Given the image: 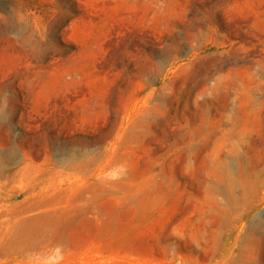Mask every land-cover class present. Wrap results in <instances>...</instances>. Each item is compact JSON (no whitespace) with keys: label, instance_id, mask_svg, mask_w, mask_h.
Returning <instances> with one entry per match:
<instances>
[{"label":"rangeland","instance_id":"rangeland-1","mask_svg":"<svg viewBox=\"0 0 264 264\" xmlns=\"http://www.w3.org/2000/svg\"><path fill=\"white\" fill-rule=\"evenodd\" d=\"M0 159V264H264V0H0Z\"/></svg>","mask_w":264,"mask_h":264},{"label":"bare ground","instance_id":"bare-ground-1","mask_svg":"<svg viewBox=\"0 0 264 264\" xmlns=\"http://www.w3.org/2000/svg\"><path fill=\"white\" fill-rule=\"evenodd\" d=\"M10 154L13 155V153H10ZM0 160H1V159H0ZM1 161H2V160H1ZM1 161H0V162H1ZM231 185H233V184H231ZM231 185H230V186H231ZM234 185H235V184H234ZM227 187H228V186H227ZM234 187H235V186H234ZM231 188H232V186H231ZM227 190H228V189H227Z\"/></svg>","mask_w":264,"mask_h":264}]
</instances>
